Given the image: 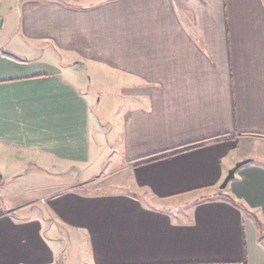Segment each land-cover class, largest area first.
Here are the masks:
<instances>
[{"label": "crops", "instance_id": "obj_1", "mask_svg": "<svg viewBox=\"0 0 264 264\" xmlns=\"http://www.w3.org/2000/svg\"><path fill=\"white\" fill-rule=\"evenodd\" d=\"M68 1L0 0V264H264V0Z\"/></svg>", "mask_w": 264, "mask_h": 264}, {"label": "rangeland", "instance_id": "obj_2", "mask_svg": "<svg viewBox=\"0 0 264 264\" xmlns=\"http://www.w3.org/2000/svg\"><path fill=\"white\" fill-rule=\"evenodd\" d=\"M68 1V0H65ZM95 1V0H94ZM69 2V1H68ZM70 2H75L76 4H86L88 2H92V0H70ZM80 76H82V82H84L85 87L87 90L91 91V95L94 99V103H96L94 113L97 116V120L101 122L104 125H107L111 122L112 117V106H115V104L118 102L119 93H120V83L116 78H113L114 81L111 79L112 76H110L109 73H101L99 79H96L93 74H88L86 69L82 68L80 70ZM115 102V103H114ZM114 103V104H113ZM113 166H116L113 164ZM84 169L81 168V175H78L76 177V180L81 182L84 177ZM88 172L91 173L89 175L91 179H98V181H101V184L108 183V182H117L120 178V176L124 175L121 173H113V171L110 170V168L102 164L101 167L98 166V168H89ZM70 176L73 178V181L75 180V173L72 171L70 173ZM70 182V181H69ZM64 183H67L66 179ZM26 191H19V193H23ZM47 192V191H46ZM45 192V193H46ZM29 194V191L27 192ZM42 194V193H40ZM28 196V195H27ZM40 199L42 195H37ZM24 197H26L24 195ZM34 198V196H32ZM67 236H65L66 239ZM67 249L65 251V258L62 259L61 264H86V261L82 259L81 253L79 250L77 251V246L73 244V242H67Z\"/></svg>", "mask_w": 264, "mask_h": 264}, {"label": "water", "instance_id": "obj_3", "mask_svg": "<svg viewBox=\"0 0 264 264\" xmlns=\"http://www.w3.org/2000/svg\"><path fill=\"white\" fill-rule=\"evenodd\" d=\"M245 163H246V161H242V162H238V163H236V164H235V165H234V166H233V167L227 172V174H226V176L224 177L223 181L221 182L219 188H220V189H224V188L226 187V185L228 184V182H229L230 180L233 179L235 171H236L239 167H241L243 164H245ZM263 244H264V240H263Z\"/></svg>", "mask_w": 264, "mask_h": 264}]
</instances>
